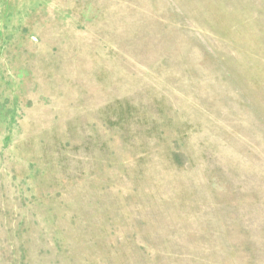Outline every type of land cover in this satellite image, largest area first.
<instances>
[{"label": "rangeland", "instance_id": "374dc122", "mask_svg": "<svg viewBox=\"0 0 264 264\" xmlns=\"http://www.w3.org/2000/svg\"><path fill=\"white\" fill-rule=\"evenodd\" d=\"M0 264H264V0H0Z\"/></svg>", "mask_w": 264, "mask_h": 264}]
</instances>
